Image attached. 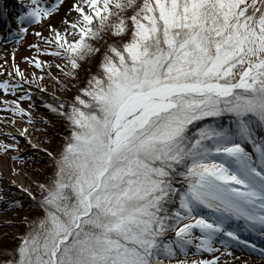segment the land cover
I'll return each instance as SVG.
<instances>
[{
    "label": "snow or ice",
    "instance_id": "obj_1",
    "mask_svg": "<svg viewBox=\"0 0 264 264\" xmlns=\"http://www.w3.org/2000/svg\"><path fill=\"white\" fill-rule=\"evenodd\" d=\"M17 7L0 264H264V0Z\"/></svg>",
    "mask_w": 264,
    "mask_h": 264
},
{
    "label": "rangeland",
    "instance_id": "obj_2",
    "mask_svg": "<svg viewBox=\"0 0 264 264\" xmlns=\"http://www.w3.org/2000/svg\"><path fill=\"white\" fill-rule=\"evenodd\" d=\"M10 1L13 2V0H10ZM4 2H5V1H4ZM19 2H20V0L16 1V4H15L14 6H12L11 9H7V7L3 6V8H4V9H7L8 12H9V15L6 16V17H8V20H9V21L12 20V15H11V14H12V13H15L16 11H18V7H17V6H18ZM15 27H16V24H15L14 21H13V22L11 23V28H12V29H15ZM7 30L9 31V24H8V29H7ZM7 30L4 31V33H2V39H0V51H2L4 48L10 47V45L4 43V39H5V38H8V37H7V33H8V31H7ZM24 40L30 43V42H32V41L34 40V37L31 35V33H29L27 36L24 37ZM30 52H31L30 49H28L26 46H22V47L18 50V52H17V56H16L17 61L19 62L21 56H23V55H29ZM42 58H43V57H42ZM21 66H23V63H22V62H21ZM2 78H3V77L0 76V79H2ZM37 103H39V102H37ZM40 114L42 115V114H43V111L40 112ZM22 146H23V145H22ZM26 214H27V213H22V215H26ZM4 217H5L6 219H9V217H11V216H9V215H3V213L1 212V213H0V221L5 220ZM0 226H2V225H0ZM21 230H22V229H21ZM4 231H7V232H9V233L11 234L12 232L17 231V229H15V228H6V227H4V226L0 227V232H4ZM258 243H259V241H258Z\"/></svg>",
    "mask_w": 264,
    "mask_h": 264
},
{
    "label": "bare ground",
    "instance_id": "obj_3",
    "mask_svg": "<svg viewBox=\"0 0 264 264\" xmlns=\"http://www.w3.org/2000/svg\"><path fill=\"white\" fill-rule=\"evenodd\" d=\"M38 111H39V113H40V112L43 111V109L41 108V109H39ZM22 145H23V142H22ZM0 213H1V212H0ZM2 213H3V212H2ZM3 215H9V216H11V214H6V213H3ZM4 218H5V217H4ZM9 218H10V217H9ZM5 219H6V218H5ZM0 227H2V226H0Z\"/></svg>",
    "mask_w": 264,
    "mask_h": 264
}]
</instances>
